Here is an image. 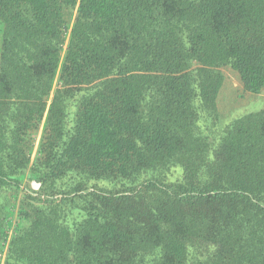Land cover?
Here are the masks:
<instances>
[{"label":"trees","instance_id":"1","mask_svg":"<svg viewBox=\"0 0 264 264\" xmlns=\"http://www.w3.org/2000/svg\"><path fill=\"white\" fill-rule=\"evenodd\" d=\"M0 24V264H264V110L212 135L221 69L264 91V0H0Z\"/></svg>","mask_w":264,"mask_h":264},{"label":"rangeland","instance_id":"2","mask_svg":"<svg viewBox=\"0 0 264 264\" xmlns=\"http://www.w3.org/2000/svg\"><path fill=\"white\" fill-rule=\"evenodd\" d=\"M1 30L0 24V45H1ZM223 74V83L219 89L216 98V110L218 113V124L213 127L212 135L221 130L225 125L232 120L250 113L264 110V91L259 95H251L243 91L239 82L238 76L229 68L221 69ZM39 136L37 138L36 147ZM35 157V150L32 155V161ZM179 174H176L178 178ZM30 190L38 191L40 184L36 181L28 182L26 185Z\"/></svg>","mask_w":264,"mask_h":264}]
</instances>
